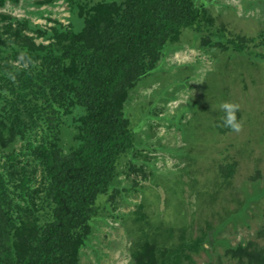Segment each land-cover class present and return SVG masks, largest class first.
Returning <instances> with one entry per match:
<instances>
[{"label":"trees","instance_id":"1","mask_svg":"<svg viewBox=\"0 0 264 264\" xmlns=\"http://www.w3.org/2000/svg\"><path fill=\"white\" fill-rule=\"evenodd\" d=\"M19 2L0 0V264H76L97 198L110 190L114 197L117 163L136 146L124 108L130 92L154 71L168 42L214 19L193 0H97L79 4V28H44L2 10ZM246 41L230 39L231 50L247 54ZM232 107L239 124L240 109ZM76 110L77 143L65 153L63 116ZM227 169L226 177L235 165ZM143 208L135 210L143 224L135 245L140 264H185L189 227L176 221V241L175 227L154 224ZM205 236L191 237L187 247L200 250ZM229 250L240 264H264L258 244Z\"/></svg>","mask_w":264,"mask_h":264},{"label":"rangeland","instance_id":"2","mask_svg":"<svg viewBox=\"0 0 264 264\" xmlns=\"http://www.w3.org/2000/svg\"><path fill=\"white\" fill-rule=\"evenodd\" d=\"M40 1L20 0L2 10L44 28H79V4L97 0ZM193 3L214 21L197 31L183 29L130 92L124 108L136 146L117 163V193L97 198L76 264H140L135 245L143 224L135 210L141 203L146 219L175 227L176 241V221L189 227L192 238L205 233L195 251L186 234L185 264H240L229 249L249 242L264 248V0ZM237 36L246 37L247 54L231 50L230 39ZM222 103L240 109L239 131H224ZM79 114L63 116L59 143L65 153L77 143ZM14 147L18 151L21 142ZM133 163L144 174L131 170ZM229 165L235 169L226 177L222 171Z\"/></svg>","mask_w":264,"mask_h":264},{"label":"clouds","instance_id":"3","mask_svg":"<svg viewBox=\"0 0 264 264\" xmlns=\"http://www.w3.org/2000/svg\"><path fill=\"white\" fill-rule=\"evenodd\" d=\"M220 107L225 113L223 118L224 125L230 127L233 131H239V124L236 123L235 116L233 115L235 109L227 103H222Z\"/></svg>","mask_w":264,"mask_h":264}]
</instances>
